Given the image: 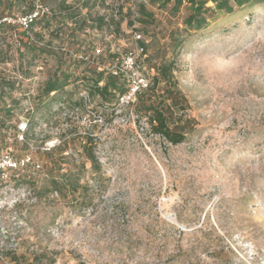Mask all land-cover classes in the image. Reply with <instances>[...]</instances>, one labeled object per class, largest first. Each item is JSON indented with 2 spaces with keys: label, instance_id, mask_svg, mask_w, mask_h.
Here are the masks:
<instances>
[{
  "label": "rangeland",
  "instance_id": "obj_1",
  "mask_svg": "<svg viewBox=\"0 0 264 264\" xmlns=\"http://www.w3.org/2000/svg\"><path fill=\"white\" fill-rule=\"evenodd\" d=\"M140 3L152 20L130 25ZM172 5L103 0L92 15L113 17L110 28L72 39L36 25L38 37L29 38L39 48L23 43L18 12L5 15L11 27L0 31V77L13 88L0 85V108L11 109L0 124V154H30L40 169L28 166L0 195V264H264V2L216 12L189 33L187 5L175 13ZM115 23L119 33L109 35ZM176 30L185 41L173 76L190 120L182 143L153 135L144 109L94 97L71 113L90 76L91 47L122 56L144 40L153 66L171 59ZM61 71L73 83L45 96V82ZM20 123L33 124L25 143L16 139ZM87 135L96 173L82 152Z\"/></svg>",
  "mask_w": 264,
  "mask_h": 264
},
{
  "label": "trees",
  "instance_id": "obj_2",
  "mask_svg": "<svg viewBox=\"0 0 264 264\" xmlns=\"http://www.w3.org/2000/svg\"><path fill=\"white\" fill-rule=\"evenodd\" d=\"M44 7H48V12L38 15L33 19L27 27V30L22 29L23 36L29 41H25V46H34L39 48L37 41L31 40L29 37L33 35L32 29L34 26L39 25L41 29H45L49 33L55 36L59 35L63 30L68 31L70 38H76L78 34L84 33L87 29L103 31L106 28H110L111 24H114L113 17L107 18L105 15H92V9L99 3L103 5V0H74L68 2L67 0H42ZM152 3H158V5L165 7L169 3H173L170 11L172 13L178 12L184 4L187 5V15L183 20L184 28L182 31L185 33L197 32L204 29L208 25V21L213 18L216 12H222L224 14H231L235 9L242 8L246 5L253 3H261L264 0H149ZM210 2L212 6H207ZM35 11L34 0H0V31L4 27H11L7 22V16H14L16 12L19 13L20 18L29 16ZM112 14H114L112 12ZM136 14L138 18L130 21L132 25L138 21L142 25H148L152 20V14L148 13L142 3L137 6ZM20 28V27H19ZM119 33V23H115V30L109 31V35H116ZM38 37L37 33H34ZM33 35V36H34ZM139 35V34H138ZM32 36V37H33ZM21 40L18 42L20 43ZM172 45V57L171 59H162L158 64L149 66V58L145 59L147 69H153V74L149 76V87L146 90L138 92L135 101L130 106L134 108V113H138L140 109H144L145 113H150L148 117V124L150 131L153 135L161 137L170 145H178L182 143L186 135V124L188 119L184 118L185 107L181 105L182 101H185L177 89L176 82L174 80L173 73L175 71V60L178 56L185 37L180 36L179 31L173 33L171 36ZM103 46V42L100 43ZM138 46H142L145 50L146 44L144 40L138 41ZM95 47L90 49V61L89 63L84 58V61H78L85 65H92V68L87 71L88 75H84V88L81 91L89 97V102L94 97H97L102 105L117 103L118 98L127 91V83L123 78H115L102 71L100 66L112 65L117 62L121 56L107 47V51L104 49L99 55L94 54ZM146 53V50H145ZM6 59L3 57V51L0 49V63H4ZM144 64V65H145ZM145 67V66H144ZM71 81V76L66 72H55L44 84L43 94L45 96L56 95L68 87ZM0 85L8 86L9 89L13 88L12 82L4 81L0 77ZM158 91L162 92V97H159V101L156 105L150 101L148 106L145 103L151 99ZM146 97V99H145ZM53 102H56L55 98H52ZM145 99V100H144ZM66 102H64L65 104ZM65 105H68L67 103ZM83 102L80 98L69 106L71 109L80 108ZM86 103L84 102V106ZM68 107V108H69ZM11 109L0 108V124L3 125L4 116L10 114ZM176 117V118H175ZM184 119V120H183ZM184 121V122H183ZM27 125V123H26ZM171 125H173L171 127ZM33 124L27 125L25 132V138L29 130L32 129ZM1 127V126H0ZM1 129V128H0ZM95 144L93 138L89 135L84 136V143L82 145V152L84 159L90 164V170L96 173L100 169V165L96 156L94 155ZM63 152H60L62 154ZM59 154V155H60ZM50 158L52 152L46 153ZM64 159V158H62ZM69 178L68 174H62L60 182L62 186L66 187L65 179ZM19 180L13 176V184ZM64 181V182H63ZM67 182V181H66ZM55 190H60L59 183L52 181Z\"/></svg>",
  "mask_w": 264,
  "mask_h": 264
},
{
  "label": "built area",
  "instance_id": "obj_3",
  "mask_svg": "<svg viewBox=\"0 0 264 264\" xmlns=\"http://www.w3.org/2000/svg\"><path fill=\"white\" fill-rule=\"evenodd\" d=\"M38 7V6H37ZM35 7V11L22 18H18V23L22 29L27 30L28 24L38 17V15L47 12L39 10ZM9 22V21H8ZM136 39H140V35H136ZM100 49H95L94 54L99 55ZM74 58L84 61V57L73 55ZM147 55L142 46L136 45L135 49L131 52L123 54L120 59L112 65L100 66L101 70L115 78H123L127 83V91L118 98V104L129 107L135 101L138 92L146 90L149 87V76L153 74V69L147 70L144 67ZM79 98L83 102H89V97L82 91L79 93ZM62 109H66L63 103H60ZM80 108L71 109V113L76 115ZM69 110V109H68ZM102 123V118L98 117L96 120ZM27 129L26 123H20L17 126L16 139L18 143H25V132ZM28 166H32L39 171L40 165L33 162L30 154L21 157H15L11 152H4L0 154V195L5 194L7 191L13 190V176L17 177L20 172H23Z\"/></svg>",
  "mask_w": 264,
  "mask_h": 264
}]
</instances>
